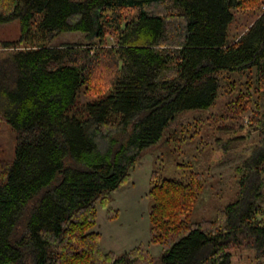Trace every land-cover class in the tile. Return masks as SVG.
<instances>
[{"label":"trees","instance_id":"1","mask_svg":"<svg viewBox=\"0 0 264 264\" xmlns=\"http://www.w3.org/2000/svg\"><path fill=\"white\" fill-rule=\"evenodd\" d=\"M0 264H264V116L242 161L236 198L213 219L191 220L200 173H151L150 240L116 254L93 231L99 207L131 179L146 150L181 113L221 120L264 93V0H0ZM86 40L53 45L62 32ZM245 75L246 89L231 76ZM259 107V106H258ZM3 127V128H1Z\"/></svg>","mask_w":264,"mask_h":264},{"label":"rangeland","instance_id":"2","mask_svg":"<svg viewBox=\"0 0 264 264\" xmlns=\"http://www.w3.org/2000/svg\"><path fill=\"white\" fill-rule=\"evenodd\" d=\"M20 34L19 19L0 23L2 41H15ZM86 39L83 32L66 31L57 35L52 44L84 42ZM231 79L237 88L243 85L241 89L247 91L245 75L233 74ZM231 92L230 88L224 89V93L212 108L183 111L181 116L186 126L180 125L176 130H168L158 143L146 150L132 171L131 184L128 186L125 184L120 191L114 193L112 203H115V206L112 208L119 209L116 217L112 219L108 217V207H99L96 225L92 230L102 234L100 242L101 245L104 244V250L105 244L110 249L122 252L137 246L140 241H147L148 237L151 242L149 190L152 182L151 179L149 182V176L154 170L157 171L159 182L166 178L186 180L191 171L201 174L198 201L191 212V220L194 222L205 218L213 219L218 208L224 207L236 198L237 176L240 172L238 168L259 143L258 132L249 129V117L255 109L260 110L264 116V93L258 98V94L254 93V86L251 87L254 103L252 109L243 114L244 124L241 126L242 123L237 119L220 118L223 105L236 95ZM5 134L0 131V139H7ZM154 244L157 243L151 242L152 249ZM149 252L151 253L150 250Z\"/></svg>","mask_w":264,"mask_h":264},{"label":"crops","instance_id":"3","mask_svg":"<svg viewBox=\"0 0 264 264\" xmlns=\"http://www.w3.org/2000/svg\"><path fill=\"white\" fill-rule=\"evenodd\" d=\"M136 168V167H135ZM134 168V169H135ZM133 169V170H134ZM132 170V171H133ZM152 172V171H151ZM150 177H151V173H150V176H149V182H150ZM133 180V175H132V172H131V180H130V182L128 183V184H126L127 186L129 185V184H131V181ZM125 186V185H124ZM122 188V187H121ZM121 188L118 190V191H120L121 190ZM125 188V187H124ZM118 191H116V192H118ZM115 192V193H116ZM114 196H115V194H113V197H112V201L109 203L110 204V206L111 207H114L115 206V203H112L113 202V198H114ZM118 212H119V209H118ZM119 216V215H118ZM96 225V224H95ZM95 231V230H94ZM100 233V232H99ZM101 234V233H100ZM101 242H102V234H101ZM141 243H144L147 247H148V249L151 251V253L152 254H154V255H159L160 254V252H161V247H158V246H160V245H158V244H154L153 246H154V248L152 249V245H151V242L149 241V237H148V240L147 241H140ZM104 245V244H103ZM103 245H101V248H102V250L103 251H105V252H108L109 250L110 251H113V252H115V253H122V252H124V251H127V250H124V251H122V252H119V251H116V250H113L112 248L110 249V247L107 245V244H105V247H106V250H104V248H103ZM136 246V245H135ZM134 247V246H133ZM132 247V248H133ZM153 251H155V252H153Z\"/></svg>","mask_w":264,"mask_h":264}]
</instances>
